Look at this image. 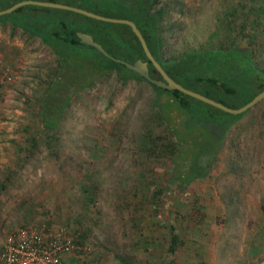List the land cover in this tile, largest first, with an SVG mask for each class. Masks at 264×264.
<instances>
[{
  "label": "rangeland",
  "instance_id": "obj_1",
  "mask_svg": "<svg viewBox=\"0 0 264 264\" xmlns=\"http://www.w3.org/2000/svg\"><path fill=\"white\" fill-rule=\"evenodd\" d=\"M161 4L165 56L207 46L218 24L244 21L247 34L256 26L240 44L251 43L264 68V9L252 22L240 16L264 0ZM55 68L38 39L0 25V251L10 230L40 221L81 232L92 248L83 264H264L262 103L227 133L241 151L237 173L226 163L235 151L225 147L205 176L157 207L155 190L179 188L169 181L171 130L157 118L153 88L109 74L78 91L48 134L40 109ZM63 93L55 92V108Z\"/></svg>",
  "mask_w": 264,
  "mask_h": 264
},
{
  "label": "trees",
  "instance_id": "obj_2",
  "mask_svg": "<svg viewBox=\"0 0 264 264\" xmlns=\"http://www.w3.org/2000/svg\"><path fill=\"white\" fill-rule=\"evenodd\" d=\"M19 1L22 0H0V10ZM39 1L67 4L106 17L133 21L154 58L175 82L229 108L243 106L264 90V68L255 59L253 45L248 43L243 47L240 44L244 36H254L251 30L256 24H249V34L245 33L244 21L239 24H218L209 37L211 44L165 56V7L161 0ZM263 9L264 5L242 9L240 16L252 22L258 15L256 13ZM229 11L233 17L239 13L238 7L233 4L229 5ZM0 25H8L13 31L19 29L30 38L38 39L55 56L56 68L49 77L40 109L41 123L48 134L53 133L63 110L78 91L92 88L109 74H114L123 85L135 81L153 88L157 118L171 130L170 141L166 146L170 149L172 164L169 181L179 188L174 192L155 190L152 198L157 207L164 195L169 194L175 200L180 197L185 186L205 176L225 147L236 154L232 158L228 155L226 159L228 171L235 174L239 170L241 151L234 139L226 143L227 133L259 104L264 105V100L243 113L233 115L177 89L148 82L126 66L140 60L146 63L152 79L162 80L145 56L138 38L126 24L100 21L60 8L24 5L1 15ZM78 33L90 35L104 52L83 42ZM219 35L223 38L217 43L213 42L214 37ZM58 90L66 93L62 94L59 99L61 103L55 108L54 94ZM262 209L264 211V205ZM176 243L178 234L171 228L170 252L174 251Z\"/></svg>",
  "mask_w": 264,
  "mask_h": 264
},
{
  "label": "built area",
  "instance_id": "obj_3",
  "mask_svg": "<svg viewBox=\"0 0 264 264\" xmlns=\"http://www.w3.org/2000/svg\"><path fill=\"white\" fill-rule=\"evenodd\" d=\"M91 249L82 233L68 224L34 221L6 234L0 264H67L68 258L83 264Z\"/></svg>",
  "mask_w": 264,
  "mask_h": 264
},
{
  "label": "water",
  "instance_id": "obj_4",
  "mask_svg": "<svg viewBox=\"0 0 264 264\" xmlns=\"http://www.w3.org/2000/svg\"><path fill=\"white\" fill-rule=\"evenodd\" d=\"M24 5H36V6H42V7H52V8H60L65 9L69 11H73L82 15H85L87 17L100 20V21H106V22H112V23H121L128 25L132 32L135 34V36L138 38L141 47L143 49V52L147 59L152 63V65L156 68V70L159 72L162 80H155L152 79L149 76L148 68L145 62H141L140 60H137L134 64H126L127 68L134 70L136 73L144 77L148 82H151L157 86L169 88V89H177L180 92L191 96L193 98H196L200 101H203L204 103H207L211 106L216 107L217 109H220L226 113L237 115L240 113L245 112L246 110L252 108L255 106L259 101L264 100V90L258 93L256 96H254L248 103L244 104L243 106L239 108H229L225 105H223L220 102H217L211 98L206 97L205 95H202L198 92L192 91L190 89H187L183 87L181 84L175 82L163 69V67L160 65V63L154 58L152 53L150 52L147 43L140 32V30L137 28L136 24L129 20V19H123V18H113V17H106L103 15L96 14L94 12L88 11L83 8L62 4V3H56V2H48V1H39V0H22L19 2H16L15 4L11 5L8 8H5L3 10H0V16L4 14H8L15 9L24 6ZM78 36L81 38V40L87 44L94 45L98 50L101 52H104L101 46L93 41L90 35L78 33Z\"/></svg>",
  "mask_w": 264,
  "mask_h": 264
}]
</instances>
